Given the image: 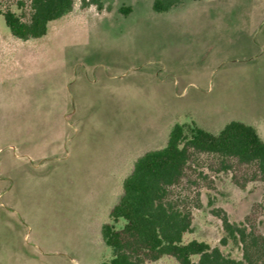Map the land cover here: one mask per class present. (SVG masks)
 <instances>
[{
	"label": "rangeland",
	"instance_id": "1",
	"mask_svg": "<svg viewBox=\"0 0 264 264\" xmlns=\"http://www.w3.org/2000/svg\"><path fill=\"white\" fill-rule=\"evenodd\" d=\"M100 1L74 0L44 36L22 40L1 11L27 16L29 0H0V264L109 259L100 228L121 181L174 122L218 132L240 120L264 140V0H184L165 12L153 0ZM217 166L199 154L171 196L192 212L184 242L241 259L214 210L241 222L264 181L239 187Z\"/></svg>",
	"mask_w": 264,
	"mask_h": 264
},
{
	"label": "trees",
	"instance_id": "2",
	"mask_svg": "<svg viewBox=\"0 0 264 264\" xmlns=\"http://www.w3.org/2000/svg\"><path fill=\"white\" fill-rule=\"evenodd\" d=\"M183 1L153 0L152 9L165 12ZM90 3L100 6L101 1L84 0V5ZM73 7L74 0H29L27 16L9 8L1 14L10 33L27 40L44 36L49 23L67 15ZM121 10L127 13L129 8ZM199 154L214 156L217 171L230 172L232 182L239 187L264 181V140L254 126L233 119L218 132H211L194 120L174 122L165 144L140 154L122 179L120 193L108 210L110 220L100 228L111 257L98 264H144L164 255L178 264H264V235L255 222L258 206L264 216V199L254 204L239 223L231 222L222 210H214L226 233L221 241H237L241 259L202 240L183 241V235L191 230L192 212L172 198L171 189L186 179ZM120 219L124 223L116 227Z\"/></svg>",
	"mask_w": 264,
	"mask_h": 264
}]
</instances>
